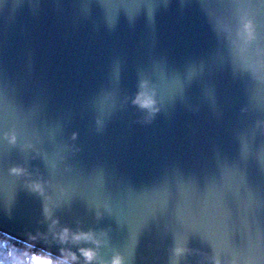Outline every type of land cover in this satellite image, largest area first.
Returning <instances> with one entry per match:
<instances>
[{
	"label": "water",
	"instance_id": "obj_1",
	"mask_svg": "<svg viewBox=\"0 0 264 264\" xmlns=\"http://www.w3.org/2000/svg\"><path fill=\"white\" fill-rule=\"evenodd\" d=\"M0 232L264 264V0H0Z\"/></svg>",
	"mask_w": 264,
	"mask_h": 264
},
{
	"label": "clouds",
	"instance_id": "obj_2",
	"mask_svg": "<svg viewBox=\"0 0 264 264\" xmlns=\"http://www.w3.org/2000/svg\"><path fill=\"white\" fill-rule=\"evenodd\" d=\"M246 27H251V22ZM137 102L141 103V106L154 105L155 103L154 100L141 101L139 99ZM46 215L48 218H52L51 209L46 208ZM49 230L54 238L58 239L62 244L69 241L75 243L81 240H95V235L91 232L73 231L68 226H60L58 218L52 219ZM96 243H99V241L96 240ZM61 251L63 253L62 258L53 260L51 254L29 255L27 251L12 249L5 254L4 259H0V264H72L73 261L78 259L77 254L70 249H61ZM79 253L84 259V264H94L95 261L100 259L97 249L80 248ZM102 264H108V262H102ZM111 264H123L122 257L119 255L115 256Z\"/></svg>",
	"mask_w": 264,
	"mask_h": 264
},
{
	"label": "trees",
	"instance_id": "obj_3",
	"mask_svg": "<svg viewBox=\"0 0 264 264\" xmlns=\"http://www.w3.org/2000/svg\"><path fill=\"white\" fill-rule=\"evenodd\" d=\"M12 249L27 251L29 255L36 254L37 256H41L47 254L37 247L25 245L22 241L11 239L0 232V259H4L5 254ZM53 260H56V258H53Z\"/></svg>",
	"mask_w": 264,
	"mask_h": 264
}]
</instances>
